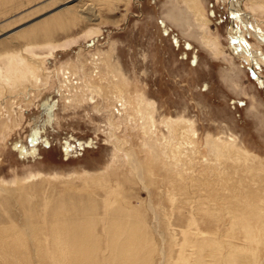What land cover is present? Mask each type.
<instances>
[{
	"label": "rangeland",
	"instance_id": "374dc122",
	"mask_svg": "<svg viewBox=\"0 0 264 264\" xmlns=\"http://www.w3.org/2000/svg\"><path fill=\"white\" fill-rule=\"evenodd\" d=\"M90 1L94 21L66 7ZM197 1L212 42L187 0H0V55L30 50L42 62L39 83L19 78L14 89L13 80L0 88V264H60L56 225L64 250L81 252L67 264H80L79 255L91 264H124L119 254L129 242L142 251L127 255L132 264L146 256L147 264H196L203 243L218 246L216 264H229V248L242 264H264L257 205L242 215L243 193L233 208L220 198L224 176L233 179L222 163L233 159L230 149L245 154V176L255 170L262 184L264 60L254 52L264 56V7L239 0L240 13L249 15L234 20L232 0ZM239 44L253 56L241 55ZM254 190L253 201L264 198ZM243 216L256 240L245 234ZM208 252L204 259L213 264Z\"/></svg>",
	"mask_w": 264,
	"mask_h": 264
},
{
	"label": "bare ground",
	"instance_id": "6f19581e",
	"mask_svg": "<svg viewBox=\"0 0 264 264\" xmlns=\"http://www.w3.org/2000/svg\"><path fill=\"white\" fill-rule=\"evenodd\" d=\"M83 0H81V2H82ZM85 1V0H84ZM252 1V3H255L256 2V4L258 3H260V4H262L263 5V7H264V1L263 0H251ZM94 2L93 1H90V3H84V4H78L77 6H73V7H71V6H66L70 11H71V13H73L76 17H81V18H84V19H86V20H88V21H94V20H97V18H98V10L95 8V5L93 4ZM187 5H188V7H189V9H190V11H191V13H193L194 15H195V17H196V19L197 20H199L200 22H201V24L203 25V28L205 29V31H206V29H207V27H209V23H210V20H209V18H207L206 16H205V14H204V11H203V9H202V6L199 4V2L197 1V0H187ZM177 4V3H176ZM255 4V5H256ZM257 4V5H258ZM252 5H254V4H252ZM187 7V6H186ZM59 9V8H58ZM260 9V8H259ZM181 10V9H180ZM232 13H233V16L235 17V19L234 20H236V19H238L239 20V18H243V17H247V15H249V14H246V12L245 13H243L242 14V12L240 13V11H242V7L240 6V1L239 0H232ZM254 10H256V9H254ZM261 10V9H260ZM188 12H189V10H187ZM181 12V11H180ZM180 15V14H179ZM248 18H249V16H248ZM195 19V21H197ZM197 23V22H196ZM256 26H258L257 24H256ZM257 28V27H256ZM203 29V30H204ZM232 29V28H231ZM90 33V32H89ZM230 33V35H231V37H230V39H231V41H232V43L234 44V43H237V41H239V40H233V36H234V31L233 30H231V32H229ZM10 34V33H9ZM13 34V33H12ZM90 34H92V33H90ZM260 34V33H259ZM259 36V38L262 40V41H264V34H260V35H258ZM203 38L204 39H206V40H208L209 42H212L214 39H213V37L210 35V34H208L207 33V31L205 32V34H204V36H203ZM236 38V37H235ZM13 39V38H12ZM236 39H238V38H236ZM241 41H243V39H241ZM205 42V41H204ZM206 43V42H205ZM240 43V42H239ZM244 44H245V42H244ZM209 45V44H208ZM211 46V45H210ZM239 46L241 47V48H239V50H240V54L241 55H243L244 57H248V58H251V56H253V54H252V51L250 50V48L249 47H244V45H241V44H239ZM246 46V45H245ZM253 49V48H252ZM29 51V53H31V51L30 50H28ZM113 51V50H112ZM33 52V51H32ZM29 53H27L25 50H23V52L21 51L20 53H19V51L18 52H15V53H13V52H7V53H2L1 55H0V88H3L2 87V85L3 84H5L6 82H9L10 83V81L12 82V80H13V83H14V81H16V80H18L19 78H23V82H24V79H25V81L27 80L28 81V79L29 80H32V81H34V82H36V83H39L38 82V80H39V70H40V66H42V62L41 61H39L40 60V58H37L36 56H35V54H33V55H30ZM105 53V52H104ZM108 53V52H107ZM255 54V56H258V58H261V57H263L262 59L264 60V56H262L259 52H254ZM106 54V53H105ZM98 56H100V55H98ZM112 56V55H111ZM239 56V55H238ZM108 57V56H107ZM42 58V57H41ZM105 58V57H104ZM109 58V57H108ZM112 58V57H111ZM92 61V60H91ZM103 61V60H102ZM250 61V60H249ZM98 62V61H97ZM113 62V61H112ZM115 65H117L118 63H114ZM96 65H98V64H96ZM109 65H111L110 67H112V64H109ZM114 66V65H113ZM98 67V66H97ZM105 68V66L104 67H102V69H104ZM119 68V67H118ZM96 69V68H95ZM112 69H113V67H112ZM64 70V69H63ZM68 70V69H67ZM69 71V70H68ZM73 71V70H72ZM105 71V70H104ZM121 71V70H120ZM64 72V71H63ZM75 72V71H74ZM94 72H96V70L94 71ZM65 73V75H66V73L67 72H64ZM71 73V72H70ZM91 73V72H90ZM72 74V73H71ZM119 74H121V73H119ZM70 75V74H69ZM90 75V74H89ZM94 75H96V73L94 74ZM110 75V74H109ZM114 76L115 77H113V81H112V83L113 82H116L115 80H117V77H118V75L117 74H114ZM120 76V75H119ZM111 77V76H110ZM121 78V77H120ZM123 78V77H122ZM36 79V80H35ZM41 79V78H40ZM67 79V78H66ZM70 79V78H69ZM126 79L127 78H125V81H126ZM48 80V79H47ZM110 80V79H109ZM123 80V79H122ZM70 81V80H69ZM69 81H67V82H69ZM74 81V80H73ZM93 81V80H92ZM19 82V81H18ZM21 82V81H20ZM19 82V84H13V86H11L12 88L13 87H17V86H19L21 83ZM45 82V81H44ZM67 82H65V83H67ZM120 82V81H119ZM109 83H110V81H109ZM25 84V83H24ZM27 84H29V83H27ZM33 84V83H32ZM123 84V83H122ZM127 84H128V82H127ZM9 84H6L5 85V87L7 86V88L6 89H8V86ZM23 85V84H22ZM67 85H69V84H67ZM71 85V84H70ZM75 86V85H74ZM113 86H115V88L116 89H118V87L116 86V85H113ZM10 87V88H11ZM68 87V86H67ZM93 87V86H92ZM97 87V86H96ZM110 87V86H109ZM90 88V87H89ZM104 88V87H103ZM107 88V87H106ZM125 88H126V86H125ZM14 89V88H13ZM98 89H100V88H98ZM16 90V89H15ZM72 90V88L69 90V91H71ZM4 91H5V89H4ZM8 91V90H7ZM6 91V92H7ZM97 91H99V90H97ZM121 91V90H120ZM10 92V94H11V92L13 93V91H9ZM8 92V93H9ZM22 92H24V91H22ZM72 92H73V90H72ZM92 92V91H91ZM105 92V91H104ZM103 92V94H105ZM135 92V91H134ZM2 94L4 93V92H1ZM19 93V92H18ZM74 93V92H73ZM102 93V92H101ZM110 94H111V92H109ZM120 93H122V92H120ZM136 93H138V92H136ZM72 94V93H71ZM141 94V93H140ZM14 95V94H13ZM89 95V94H88ZM87 95V96H88ZM122 95V94H121ZM2 96V95H1ZM71 96V95H70ZM85 96V95H84ZM91 95H89L88 97H90ZM114 96V95H113ZM112 96V97H113ZM136 96V95H135ZM138 96V95H137ZM102 97V96H101ZM116 97H117V99H119V97H120V95H119V91H117L116 92ZM2 98V97H1ZM75 98V97H74ZM107 98V97H106ZM91 99H93V98H91ZM104 99V98H103ZM109 99H111V98H109ZM146 99V98H145ZM144 98H143V100H145ZM18 100V99H17ZM71 100H73V99H71ZM86 100H87V98H86ZM89 100H90V98H89ZM113 101H115V100H113ZM118 101V100H117ZM120 102H121V100H119ZM147 101V100H146ZM12 102V101H11ZM14 103H16V100H15V102ZM13 103V104H14ZM124 103H125V101H124ZM142 103L144 104V102L142 101ZM147 103H149L150 105L152 104V102L150 103V102H147ZM121 104V103H120ZM143 104H141V107H142V109H144V107H143ZM6 105V104H5ZM4 105V106H5ZM17 105V104H16ZM20 105V104H19ZM127 105V104H126ZM147 105V104H146ZM10 106V105H9ZM13 105H11L10 107H12ZM122 106H123V103H122ZM15 107V106H14ZM147 107H148V105H147ZM8 108V107H7ZM125 108V107H124ZM151 108V107H150ZM153 108V107H152ZM20 109V108H19ZM29 109V108H28ZM1 110V109H0ZM121 110H123V108H121ZM153 110V109H152ZM21 111V110H20ZM24 111V110H23ZM114 111V110H113ZM4 112V111H3ZM120 112V111H119ZM121 112H123V111H121ZM146 112V111H145ZM5 113V112H4ZM3 113V114H4ZM10 113V112H9ZM118 113V112H117ZM151 113V111L148 113V114H150ZM12 114H14V113H12ZM21 114V113H20ZM113 114V113H112ZM120 114V113H119ZM122 114V113H121ZM125 114V113H124ZM23 115V114H22ZM115 115V114H114ZM126 115V114H125ZM124 115V116H125ZM151 115H153V111H152V114ZM8 116V115H7ZM141 116H143V115H141ZM127 118V117H126ZM14 119V118H13ZM141 119H144V118H141ZM14 121V120H13ZM155 122V121H154ZM161 122V121H160ZM122 123V122H121ZM142 123V122H141ZM2 124H5V123H2ZM149 124V123H148ZM191 124V123H190ZM11 125V124H10ZM6 126H8L7 124H6ZM5 126V127H6ZM4 127V126H3ZM149 127H151V125H149ZM7 128V127H6ZM189 128V127H188ZM9 129V128H8ZM192 129V128H191ZM3 130H4V128H3ZM3 130H1V131H3ZM147 130H148V128H147ZM151 131H153V130H150V132ZM154 133H156V132H154ZM194 134V133H193ZM157 135V134H156ZM169 136H170V134H169ZM188 136V135H187ZM192 136V135H191ZM146 138H148V137H146ZM192 138V137H191ZM142 139V138H141ZM164 140V139H163ZM192 140V139H191ZM208 141V140H207ZM233 141V140H232ZM144 142H145V140H144ZM143 141H142V143H144ZM192 142H193V140H192ZM216 142V141H215ZM147 143V142H146ZM217 143V142H216ZM115 145V144H114ZM146 145V144H145ZM232 145H234V141H233V144ZM187 147V146H186ZM123 148V147H122ZM125 149V148H124ZM123 149V150H124ZM149 149V148H148ZM146 150V149H145ZM212 150V149H211ZM218 150V149H217ZM120 151V150H119ZM129 151H131V150H129ZM150 151V150H149ZM209 151V150H208ZM218 151H220V149L218 150ZM224 152V151H223ZM228 156H230L231 158H233V159H228V158H226L225 157V159L222 161V159L223 158H220V160L222 161V163L224 164V166L226 167V171H228V172H233L234 174H233V179L232 180H228V178H225V176H224V178L220 175V176H218L219 178L221 177V179L223 178V183L221 184V197L220 198H224V205H226V206H228V207H234V205H235V203L234 202H236V200H237V198H239V195H240V193H243L242 194V197H244V199H243V201H242V199L241 200H237V201H240V202H243V203H245L247 206H245L244 207V209L243 208H241V209H243L242 210V215H244V212L245 211H247V210H249V207L248 206H256L257 205V207H256V211H258V214H261L262 215V218H263V220H264V208H262V207H264V198H262L260 195H259V198H258V200L257 201H253L252 199H251V197H250V194L252 193V191L255 189L256 190V194H260V193H262V194H264V170L263 171H261V172H259L258 174L260 175V179L262 180V184H260L259 182H258V179L257 178H255V176H256V174H254L256 171L255 170H253V172H251V173H253L252 175H248L247 177L245 176V173H244V169H245V171H247L246 170V168L248 169V167L246 166L247 165V158H246V156H245V154H243V153H239V151H232L231 149L230 150H228ZM120 155V154H119ZM124 155V154H123ZM123 155H121V156H123ZM131 155V154H130ZM133 155V154H132ZM136 155V154H135ZM208 155V154H207ZM251 156V155H250ZM117 156H115V158H116ZM129 157V156H128ZM133 157V156H132ZM218 157H219V155H218ZM123 158V157H122ZM211 158V157H210ZM254 158V157H253ZM256 159V158H255ZM116 160V159H115ZM118 160V159H117ZM187 161V160H186ZM216 161H218V160H216ZM132 162V161H131ZM137 162H139L138 160H137ZM257 162V161H256ZM129 163V162H128ZM258 163V162H257ZM132 164H134L135 165V163H133L132 162ZM140 164V163H139ZM139 164H136V166L138 165V168H137V171H138V179H141V172H142V170H143V168H142V166L141 165H139ZM253 164V163H252ZM144 165V164H143ZM253 166V165H252ZM129 167H131V166H129ZM215 168V167H214ZM253 168V167H252ZM133 169H135L134 167H133ZM257 169V168H256ZM111 170V169H110ZM217 170V169H216ZM262 170V169H261ZM102 171V170H101ZM133 171V170H132ZM220 171V170H219ZM105 173H106V171H104ZM109 172V171H108ZM135 172H136V169H135ZM101 173V172H100ZM100 173H98V174H100ZM217 173H219V172H217ZM95 174V173H94ZM97 174V175H98ZM106 174H108V173H106ZM132 174V173H131ZM137 174V173H136ZM135 174V175H136ZM91 176V175H90ZM41 177H42V175H41ZM84 177V176H83ZM82 177V178H83ZM86 177V176H85ZM88 177V176H87ZM100 177V176H99ZM109 177V176H108ZM90 178V177H89ZM98 178V177H97ZM129 178V177H128ZM232 178V177H231ZM30 179V178H29ZM33 179H35V178H33ZM45 180H46V178H44ZM54 179V178H53ZM86 179V178H85ZM99 179H103V176L101 177V178H99ZM112 179V178H111ZM111 179H110V181H111ZM30 180H32V179H30ZM49 180V179H48ZM87 180V179H86ZM91 180V179H90ZM108 180H109V178H108ZM107 180V181H108ZM114 180V179H113ZM98 181V180H97ZM100 181V180H99ZM98 181V182H99ZM103 181H105V180H103ZM115 181V180H114ZM28 182V181H27ZM68 182V181H67ZM84 182H86V181H84ZM109 182V181H108ZM113 182V181H112ZM141 182H142V180H141ZM193 182V181H192ZM5 183V182H4ZM17 183V182H16ZM93 183V182H92ZM101 183V182H100ZM111 183V182H110ZM119 183V182H118ZM20 184V183H19ZM103 184V183H102ZM101 184V185H102ZM215 184V183H214ZM67 185V184H66ZM101 185H100V187H101ZM199 185V184H198ZM4 186V185H3ZM99 186V185H98ZM117 186V185H116ZM7 187V186H6ZM68 187H70L71 188V186H68ZM97 187V186H96ZM112 187H114V186H112ZM1 188V187H0ZM103 188V187H102ZM252 188H254V189H252ZM4 190H6V189H4ZM255 190H254V192H255ZM123 191V190H122ZM212 191V190H211ZM175 192V191H174ZM220 192V191H219ZM111 193H113V192H111ZM123 193V192H122ZM254 194V193H253ZM3 195V194H2ZM171 195V194H170ZM177 195V194H176ZM195 195V194H194ZM211 195V194H210ZM116 196V195H115ZM255 196V195H254ZM1 197V196H0ZM117 197V196H116ZM120 197V196H119ZM124 197V196H123ZM122 197V198H123ZM125 197H127V196H125ZM175 198H176V196H174ZM179 197V196H178ZM253 198V197H252ZM112 199H114V198H112ZM126 199V198H125ZM130 199V198H129ZM116 200V199H115ZM176 200V199H175ZM186 200H187V198H186ZM220 200V199H219ZM111 200H109V202H110ZM120 201H121V199H120ZM119 201V202H120ZM173 201V200H172ZM200 201H201V199H200ZM214 201V200H213ZM122 202V201H121ZM129 202V201H128ZM131 202L132 201H130L129 203L131 204ZM112 203H114V201H112ZM122 203H125V202H122ZM239 203V202H238ZM29 205V204H28ZM211 205V204H210ZM262 207H261V206ZM36 206V205H35ZM108 206V205H107ZM131 206V205H130ZM132 206H134V205H132ZM131 206V208H133ZM260 206V207H259ZM30 207V206H29ZM33 207H34V205H33ZM232 207V208H233ZM242 207V206H241ZM32 208V207H31ZM39 208V207H38ZM44 209H45V207H43ZM236 208V207H235ZM238 208H240V207H238ZM237 208V209H238ZM251 208H253V207H251ZM135 209V208H134ZM48 210H49V208H48ZM59 210V209H58ZM132 210V209H131ZM215 210V209H214ZM214 210H212V212L214 211ZM252 210V209H251ZM251 210H249L250 212H252ZM227 211V210H226ZM255 211V210H254ZM255 211V212H256ZM59 212V211H58ZM61 212V211H60ZM59 212V213H60ZM133 212V211H132ZM210 212V211H209ZM224 212H225V210H224ZM239 212V211H238ZM237 212V213H238ZM57 213V212H56ZM236 213V214H237ZM253 213V212H252ZM251 213V214H252ZM46 214V213H45ZM62 214V213H61ZM235 214V213H234ZM236 214L234 215V216H236ZM248 214V213H247ZM257 214V213H256ZM53 215V214H52ZM231 215V214H230ZM233 215V214H232ZM39 216V215H38ZM53 216H55V215H53ZM52 216V217H53ZM57 216H58V214H57ZM237 216H239V215H237ZM236 216V217H237ZM260 216V215H259ZM193 217V216H192ZM216 217V216H215ZM224 217H226V215L224 216ZM223 217V218H224ZM246 217V216H245ZM244 216H243V218H244V220H245V222L243 223L244 224V231H246V235H247V237L249 238V240H254V238H255V240H256V238H258V237H254V227L251 225V223H250V221H249V219L248 218H245ZM251 217V216H250ZM221 218V217H220ZM235 218V217H234ZM238 218V217H237ZM261 218V217H260ZM239 219H242V218H240L239 217ZM238 219V220H239ZM48 220V219H47ZM243 220V221H244ZM56 221V220H55ZM127 221V220H126ZM223 221V220H222ZM226 221V220H225ZM236 221H237V219H236ZM262 221V220H261ZM72 222V221H71ZM238 222V221H237ZM256 222V221H255ZM60 222L58 221V224H59ZM115 223V222H114ZM234 223V222H233ZM232 223V224H233ZM54 224V223H53ZM67 224V223H66ZM105 224V223H104ZM111 224V223H110ZM119 224V223H118ZM121 224V223H120ZM191 224V223H190ZM236 224V223H235ZM242 224V223H241ZM263 224H264V222H263ZM262 224V228L264 229V225ZM60 225H62V224H60ZM54 226V225H53ZM52 226V227H53ZM108 226V225H107ZM106 226V227H107ZM188 226V225H187ZM229 226H230V224H229ZM89 227V226H88ZM116 227V226H115ZM233 227V226H232ZM259 227H260V225H259ZM122 228V227H121ZM108 229V228H107ZM229 229V228H228ZM232 229V228H231ZM238 229V228H237ZM261 229V228H260ZM262 229V230H263ZM76 230V229H75ZM74 230V231H75ZM114 230V229H113ZM119 230H121V229H119ZM122 230H123V228H122ZM182 230V229H181ZM230 230V229H229ZM239 230V229H238ZM261 230V231H262ZM5 231V230H4ZM86 231V230H85ZM234 231V230H233ZM232 231V232H233ZM242 231V230H241ZM264 231V230H263ZM64 232V231H63ZM81 232H82V230H81ZM90 233V231H88L87 230V233ZM107 232H109V230H107ZM114 232V231H113ZM136 232V231H135ZM182 232H183V230H182ZM228 232V231H227ZM17 233V232H16ZM19 233V232H18ZM30 233V232H29ZM65 233V232H64ZM86 233V234H87ZM162 233V232H161ZM221 233V232H220ZM242 233V232H241ZM7 234V233H6ZM21 234V233H20ZM76 234V233H75ZM79 234V233H78ZM123 234V233H122ZM136 234H138V233H136ZM141 234V233H140ZM215 234V233H214ZM214 234H212V236L214 235ZM217 234V233H216ZM215 234V235H216ZM262 234V233H261ZM9 235H11V234H9ZM13 235H14V233H13ZM18 234H16V236H17ZM22 235V234H21ZM52 235H53V255H54V258L56 259V262L58 261L60 264H67L66 262H68V260L69 259H71V257L73 258V253H81L80 252V250L79 251H71V252H67V251H65L64 250V245H63V241L64 240H62V236H63V233H62V230H61V228L60 227H57V225L56 226H54V230H53V232H52ZM81 235V234H80ZM128 235V234H127ZM126 235V236H127ZM164 235V234H163ZM214 235V237H216ZM259 235V234H258ZM33 236V235H32ZM88 236V235H87ZM85 237V238H88V237ZM141 236V235H140ZM211 236V235H210ZM232 236H233V234H232ZM13 237V236H12ZM12 237H10V238H12ZM19 237V236H18ZM139 237V236H138ZM199 237V236H198ZM198 237H196V238H198ZM209 237V236H208ZM15 238H17V237H15ZM76 238V237H75ZM149 238H151V237H149ZM188 238V237H187ZM211 238V237H210ZM223 238V237H222ZM231 238V237H230ZM229 238V239H230ZM235 238V237H234ZM238 238V237H237ZM264 238V237H263ZM14 239V238H13ZM140 239V238H139ZM18 240V239H17ZM17 240H13L14 242H16ZM142 240V239H141ZM214 241H215V239H213ZM212 240V241H213ZM224 240V239H223ZM245 240H246V238H245ZM259 240H260V238H259ZM11 241V240H10ZM45 240H43V242H44ZM69 241V240H68ZM87 241V240H86ZM88 241H89V238H88ZM135 241V240H134ZM138 241V240H137ZM184 241H185V237H184ZM207 241V240H206ZM218 240H216L215 242H217ZM25 242V241H24ZM95 242V241H94ZM139 242V241H138ZM142 242V241H141ZM145 242V241H144ZM195 242H196V240H195ZM204 242H205V240H204ZM220 241H218V243H219ZM230 242V241H229ZM232 242V241H231ZM44 243H46V242H44ZM115 243V242H114ZM117 243V242H116ZM128 243V242H127ZM135 243V242H134ZM133 243V244H134ZM249 243H250V241H249ZM111 244V243H110ZM122 244V243H121ZM129 244H130V242L128 243V247L129 248H122V250H121V253L119 254V255H123V257H124V261H123V263L124 264H132L133 263V260H132V256H127L128 254H132L135 258H136V256L139 254V255H141L140 253L142 252L141 251V249H140V247H138V248H136L135 247V251H134V248H131L130 246H129ZM147 244H149V243H147ZM183 244V243H182ZM221 244V243H220ZM240 244V243H239ZM25 245V244H24ZM47 245V244H46ZM72 245V244H71ZM89 245V244H88ZM90 245H91V243H90ZM89 245V246H90ZM112 245V244H111ZM141 245H142V243H141ZM189 245V244H188ZM251 245V244H250ZM19 246V245H18ZM88 246V247H89ZM97 246V245H96ZM139 246V245H138ZM189 246H192V244L191 245H189ZM219 246H221V245H219ZM226 247H227V245H225ZM119 248H120V246H119ZM147 248V247H146ZM186 248V247H185ZM195 248V247H194ZM257 248V247H256ZM37 249H39V248H37ZM66 249V248H65ZM76 249V248H75ZM116 249V248H115ZM147 249H149V247L147 248ZM162 249V248H161ZM218 249V246H215V245H213V244H211V245H207V244H205V243H203V244H201V246H199V249H197V251L195 250V253H197L196 254V264H211V263H209L207 260H205L204 258H206V256H204V251H210V252H208L209 253V257L213 260V264H216L217 263V259H216V255L218 254L217 253V250ZM230 250H229V254H228V256H227V259H228V262H229V264H242L241 262H240V260H239V257H238V252L236 253L234 250H232L231 248H229ZM5 250V249H4ZM118 250V249H117ZM150 250H152V252H153V248L152 249H149V251ZM189 250V249H188ZM239 250V249H238ZM249 250V249H248ZM47 251V250H46ZM119 251V250H118ZM161 251V250H160ZM185 251V250H184ZM192 252H193V250H191ZM112 252V251H111ZM110 252V253H111ZM151 252V251H150ZM151 252V257H153V253ZM162 252V251H161ZM186 252V251H185ZM114 253V252H113ZM159 253V252H158ZM164 253L165 252H163V255H164ZM194 253V254H195ZM45 253H43V255H44ZM117 254V253H116ZM190 254H192V253H190ZM189 254V255H190ZM248 254V253H247ZM119 255H117V256H119ZM126 255V256H125ZM143 255V254H142ZM179 255H182V254H179ZM39 256H41V255H39ZM114 256V255H113ZM116 256V257H117ZM168 256V255H167ZM259 256V255H258ZM42 257H44V256H42ZM112 257V256H111ZM144 257V256H143ZM150 257V258H151ZM185 257V256H184ZM195 257V256H194ZM242 257V256H241ZM245 257V256H244ZM252 257H253V255H252ZM255 258L257 257V256H254ZM39 258V257H38ZM77 258H80L81 260H80V264H91V261H88V260H86V258L84 257V256H77ZM105 258H107V257H105ZM108 258H109V256H108ZM119 258V257H118ZM148 257L146 256V257H144V258H141L140 257V261L138 262V264H147V259ZM226 258V257H225ZM254 258V259H255ZM99 259V258H98ZM126 259V260H125ZM139 259V258H138ZM141 259H145V260H141ZM178 259V258H177ZM115 260V259H114ZM118 260V259H117ZM165 260V259H164ZM181 260H182V258H181ZM190 260H192V259H190ZM110 261V260H109ZM163 261V260H162ZM194 261V260H193ZM219 261V260H218ZM257 262L259 261V260H256ZM263 261V260H262ZM101 261H99V263H100ZM108 262V261H107ZM113 262V261H112ZM118 262V261H117ZM119 262H121L120 260H119ZM179 263L178 264H181L180 262L181 261H178ZM192 262V261H191ZM251 262H252V260H251ZM93 263V262H92ZM98 263V262H97ZM102 263V262H101ZM136 262L134 261V264H135ZM153 263V262H152ZM162 263V262H161ZM176 263V262H175ZM58 264V263H57ZM106 264V263H105ZM109 264V263H108ZM113 264H115V263H113ZM119 264V263H118ZM187 264V263H186ZM249 264V263H248ZM254 264V263H253Z\"/></svg>",
	"mask_w": 264,
	"mask_h": 264
},
{
	"label": "trees",
	"instance_id": "16d2710c",
	"mask_svg": "<svg viewBox=\"0 0 264 264\" xmlns=\"http://www.w3.org/2000/svg\"><path fill=\"white\" fill-rule=\"evenodd\" d=\"M73 148V147H72Z\"/></svg>",
	"mask_w": 264,
	"mask_h": 264
}]
</instances>
